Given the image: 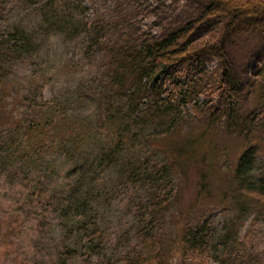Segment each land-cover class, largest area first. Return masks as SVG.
Masks as SVG:
<instances>
[{"label": "trees", "instance_id": "trees-1", "mask_svg": "<svg viewBox=\"0 0 264 264\" xmlns=\"http://www.w3.org/2000/svg\"><path fill=\"white\" fill-rule=\"evenodd\" d=\"M188 1L195 11L178 5L173 16L182 14L167 24L155 7L162 29L152 32L119 3L87 18L71 9L73 0H47L41 29L72 42L86 33L83 59L100 69H88L61 97L46 98L41 84L37 102L17 87L10 64L42 56L35 38L18 22L0 24V176L13 183L36 173L41 194H54L60 264L116 263L101 216L118 198L142 201L138 246L118 256L125 264H193L206 253L218 264H264V249L243 233L248 221L264 227V9ZM215 29L217 41L197 43ZM252 44L237 65L234 48ZM197 120L206 131L225 121L229 134L246 142L233 166V193L221 208L201 210L197 200L210 190L204 175L195 202L167 219L185 155L169 142ZM222 211L226 218L217 223Z\"/></svg>", "mask_w": 264, "mask_h": 264}, {"label": "rangeland", "instance_id": "rangeland-1", "mask_svg": "<svg viewBox=\"0 0 264 264\" xmlns=\"http://www.w3.org/2000/svg\"><path fill=\"white\" fill-rule=\"evenodd\" d=\"M46 1L28 0L27 3H22L23 0H0V24L4 25V21L10 20L27 27V33L34 36V42L42 53V56L38 58L36 56L24 59L16 57L10 61L13 72L11 75L14 76L17 87H23L36 102L42 98L41 84L44 86L43 93L46 98H51L53 95L61 97L63 95L61 92L70 86L69 83L74 82L76 85L89 76V71L93 73L96 69H100V66H96V69L91 71L87 63L88 59H83L85 44L89 40L86 33L72 42L62 39L61 36H54L55 32L51 30V34H48L45 29H41L40 8L46 5ZM223 1L243 9L254 6L264 9V0ZM93 2H96L95 5ZM112 2L121 4L131 15L135 12L133 20L141 22V30L152 32L162 29L160 24L157 25L156 14L152 12L155 7L158 8L162 16L160 18L164 19L165 24L167 20H171L174 8L178 5L180 10L186 11V14L195 11V5L190 7L188 0H73L71 9L77 13H85L88 18L92 17L93 12L98 9L113 6ZM177 14L180 16L182 13ZM178 16H173L172 20H176ZM220 34V29H215L197 43L217 41ZM41 37L44 40L43 43H41ZM254 47L252 44L234 48L232 52L234 62L242 65L244 55ZM92 54L95 59H99L102 53L98 47H95ZM37 81H40V84L38 91H35ZM88 86L89 83L85 85V87ZM218 104L214 100L211 110L215 112ZM2 119H4L3 116L0 117V120ZM205 126L203 120H197L187 126L183 137L169 142V145L179 146L185 155L180 161L183 165H178V176L174 178L178 185L174 194L172 211L170 210L168 216L166 211L167 219L171 218L172 212L177 214L179 209H187L195 202L196 193L204 175L208 177L210 190L197 200L196 204L201 210L204 207L213 208L215 204L217 209L226 203V198L233 193V166L246 147V142L240 136L230 135L225 127V121L216 125L213 131H206ZM194 136H197L196 140L190 142ZM35 175L36 173H33L26 177L22 174L13 183L10 179L6 180L5 177L0 176V264H60L58 262L59 227L56 223L57 217L51 210L54 206V194L51 191L41 194L42 182L37 183L38 179ZM114 183L121 186L120 180ZM124 190L125 188L120 192ZM223 198L225 201H222ZM141 204L142 201L132 199L129 205L128 198H118L114 201V205L101 216L105 229L104 239L108 246L107 254L116 258L115 264H125L124 260L118 256L127 249L138 246L135 232L141 222L142 210L138 207ZM211 211L214 212V210ZM189 215L190 219L195 216L193 212ZM225 218L226 214L223 211L218 213L217 223H223ZM251 223L252 221L246 223L243 233L247 234V239L253 240L259 248L264 249L263 224ZM207 255L208 253L201 255L192 263L218 264ZM188 261L191 262L189 259Z\"/></svg>", "mask_w": 264, "mask_h": 264}]
</instances>
